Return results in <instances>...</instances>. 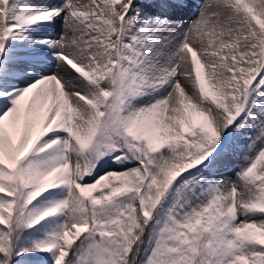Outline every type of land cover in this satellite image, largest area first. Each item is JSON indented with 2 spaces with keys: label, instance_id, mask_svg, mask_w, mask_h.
<instances>
[{
  "label": "snow or ice",
  "instance_id": "6c2138e0",
  "mask_svg": "<svg viewBox=\"0 0 264 264\" xmlns=\"http://www.w3.org/2000/svg\"><path fill=\"white\" fill-rule=\"evenodd\" d=\"M0 264H264V0H0Z\"/></svg>",
  "mask_w": 264,
  "mask_h": 264
},
{
  "label": "bare ground",
  "instance_id": "6f19581e",
  "mask_svg": "<svg viewBox=\"0 0 264 264\" xmlns=\"http://www.w3.org/2000/svg\"><path fill=\"white\" fill-rule=\"evenodd\" d=\"M197 2L199 4H204L207 2V0H197ZM198 14L197 9L193 8L191 11L186 13L185 18L186 19H195L196 15ZM193 47H195V45H193ZM197 67L199 68L200 72H201V78L202 80L204 79V73H205V68L202 66L201 61L205 59L204 56H202L201 54H199V52H197Z\"/></svg>",
  "mask_w": 264,
  "mask_h": 264
},
{
  "label": "rangeland",
  "instance_id": "374dc122",
  "mask_svg": "<svg viewBox=\"0 0 264 264\" xmlns=\"http://www.w3.org/2000/svg\"><path fill=\"white\" fill-rule=\"evenodd\" d=\"M52 31L56 34V35H59L61 32H62V26H61V22H57V25L52 29ZM192 58V56H191V54L189 55V59H191ZM229 175H233V178H235L234 177V174L233 173H229Z\"/></svg>",
  "mask_w": 264,
  "mask_h": 264
}]
</instances>
